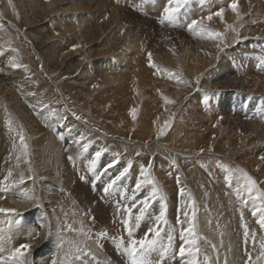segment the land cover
<instances>
[{
  "label": "bare ground",
  "instance_id": "bare-ground-1",
  "mask_svg": "<svg viewBox=\"0 0 264 264\" xmlns=\"http://www.w3.org/2000/svg\"><path fill=\"white\" fill-rule=\"evenodd\" d=\"M28 1L30 2L28 3ZM28 1H26L28 3L26 6L32 7L35 3L36 6L39 4L36 0ZM83 1L88 2V0ZM94 1L99 7L94 11L97 14V16L95 15L98 17L97 19L103 18L106 13H109L110 17H115L116 13L121 15L119 10L110 9L108 3L103 5L105 0ZM210 1L212 4L219 5L224 0ZM240 1L241 7L237 6L235 11L231 7L235 3L234 0L231 1L232 3L230 1L227 3L230 8L228 10L224 8L227 7L224 2L225 10L221 7L223 9L221 16L217 15L212 18L213 22L207 21V23L212 22L211 25L210 23L206 24L203 19L205 24L203 22L202 24L205 25L206 31L204 34L209 37L208 33L218 32L221 36L214 39L208 38L209 40L204 43L201 56L197 53V49L202 48V41L197 40L196 45H193L194 43H189V39H186L185 36L174 38V41L178 42L177 55L163 49L164 46L162 47L164 51L163 53L162 50L159 52L161 62L157 63L159 64L157 67L167 68L170 71L167 76L170 75L171 79L164 74L168 80H164L166 77L163 75L164 78L157 81L161 79L158 78L161 74L156 72L159 76L155 77L158 79L152 76L151 72L149 74L148 70L144 69L145 66L142 65V58L139 57L138 52L135 56L117 57V61L122 65L121 70L119 72L114 71L115 69L110 70L111 74L107 73L111 75L110 78L106 76L108 79L106 83L100 84L101 87L97 85L94 77L103 80L106 71L102 70V73L96 71L91 75L90 72L80 68L81 64L89 66L83 63L86 60H80L76 71L84 80V84H81L82 79L80 82H78L79 80L71 81L70 86L67 82L68 85L65 84L63 87L64 89L68 88L63 95L66 98L58 102L53 98V95H49V92L54 94L56 86L58 88L59 85H63V81H66L63 74L68 78L73 75L71 70L73 63L65 62L66 58H63L62 62H59L60 64L54 65L56 71L61 70L62 67L65 71L56 75L60 74L63 77L61 80L58 78L53 81V88L49 87L44 79L38 82L39 78H28L27 76L30 85L34 82L39 85L34 89L33 97L29 100L31 105H39L38 109L34 110L37 120L44 119L46 113L43 110L46 109L48 112L51 110L50 108L55 111L58 109L60 115H57V118L65 126L70 122L75 127V132L80 128L89 134L91 142L85 145H82L77 139H70L67 134L64 135L62 132L53 137L50 135L52 142L50 139L48 142H51V146L44 145L42 149H38V140L34 144L30 142V145L28 144L30 147L27 146V148L30 149L29 154L32 156L28 158L27 148L24 147L26 143L24 141L21 143L20 140V136L25 132V125L29 123L31 130L28 132V136L32 139L42 135V130L45 128L38 127L35 121L29 118L11 89L7 88L5 84L1 86L0 208L15 209L19 215L0 212V264H21V261L23 264H53V261H56V264H87L83 262V257L93 258V260L89 258L92 261L91 263L89 261V264H114L111 262V258L115 260V264L116 261L123 264L127 256L125 249L131 246L132 241L144 239L146 235L149 239L153 238L154 234L149 233L150 228H158L160 235L155 237V243L145 252L142 258L144 264H187L193 257L188 252L190 246L186 243V239L192 238L196 240L193 250L199 249L195 255L197 264H264V257L260 255L264 251L260 248L261 241H264V228H261L258 223L261 215H264V204L257 198L255 191L252 193L247 191L243 177V173H247L256 181V187L264 192V117L262 115L264 111H258V115L262 117L254 116L252 109L257 104H254L247 95L245 98L236 95L235 102L225 95L217 96L215 91L216 96H214L215 98L210 97L209 106L204 104L206 97L200 99V102L202 101L204 104H201L204 106V111L201 108L195 109L194 105L190 103L191 97L185 99L187 104L183 105L185 97L192 91L191 96L194 95V89L198 83H200L198 90H210L209 87L212 86V89L215 86L217 91L219 88L226 89L235 86H242L244 90L250 89L252 84L235 79L234 71L230 70V73H224V69L217 68L222 72V75H218V70L217 76L215 75L216 68L213 69L212 66L217 61L216 57L219 51L225 47L223 50L226 52V46L230 47V58L227 59L233 61L228 62L233 64L236 70H245H238L243 73H238L235 70L237 77L255 74L250 70L247 71L248 63L255 70L261 67L260 72L264 73V23L259 24V22H255V19V25L250 26L251 20L244 18L245 13H242V7L246 10L250 9L252 6H256V1ZM18 2L19 0L16 1L17 4ZM21 3L23 4V2ZM65 3L64 0H50L45 4H40L38 14L34 12L27 18L24 16L25 13L23 14L22 18L26 20L22 25L32 27L29 28L30 30L28 29L30 34L35 32V27L43 28V32H46L42 23L55 12L57 5H63L64 8L56 9L55 17L60 11L67 12L70 6L64 5ZM3 4V8L0 9L1 26L3 25L1 17L5 15L4 11L7 6L6 2ZM79 5L72 7L76 9L77 13L81 6ZM164 5L162 6L165 7ZM258 8L256 11H259ZM251 9L245 16L249 17L252 14ZM19 11H23L22 8ZM203 14L206 15V13ZM213 15L215 16V13ZM55 17V24H59L60 20H56ZM200 17L198 18L200 19ZM115 20L111 19L102 24L97 33L90 29V25L94 26L95 22L87 27L83 26L82 33L84 35L78 30L80 24L67 25L68 32L78 33L85 40L77 42L73 54L80 53L90 43H94L97 48V50L94 49L97 51V64L94 63V67H98L104 58L110 60L115 53L120 55L119 46L123 41H128L131 35H134L135 27H131L120 36L121 31L115 33L110 29ZM243 22L249 25L248 32H239L240 24ZM202 24L199 28L196 26V32H200ZM17 28L19 30H16L21 33L19 26ZM21 30L25 29L21 28ZM189 32L191 33V31ZM189 32L188 34H190ZM252 36L254 37L251 43L243 45L244 40L251 39ZM45 41L48 40L45 39ZM45 41L42 40V43L45 44ZM24 42L20 37V44L14 45L21 48ZM208 42H211V45L207 44ZM164 43L167 45V42ZM1 45L3 44L1 43ZM36 47L39 49L37 55L43 60L45 47L40 45ZM24 49L32 57L26 46ZM94 50L92 48L93 53ZM223 50L221 51L223 52ZM8 56L15 62L16 55L10 52ZM223 56L222 58L225 57ZM80 57H82V53ZM83 57L85 59L86 56ZM124 67L129 70L137 68L130 92H128L129 88L126 84L128 72L124 74ZM225 68L227 69V67ZM32 70L33 73L39 71L37 67ZM21 71H24L23 67H21ZM164 72L166 71L164 70ZM151 77L157 80H152ZM208 77L213 79L211 86L208 85ZM223 80L225 81L222 83ZM73 86L76 88L75 93L81 99L76 98L75 94H71ZM109 90H112L111 93H114V97L113 94L110 95ZM97 93L102 94L103 97L95 96ZM195 93L197 94L196 90ZM203 93L201 92L200 95ZM207 94L209 93L206 92ZM262 94L264 95V91ZM70 98L72 102L69 100ZM239 99L241 100L239 101ZM168 100L173 102L168 103ZM83 101L88 102L89 104H86L90 106L88 115H85L86 118L84 117L85 106L79 103ZM244 102L248 107L246 113L241 110ZM70 103H73V109L77 112L76 116L79 117L77 122L74 121L76 120L75 116L69 119V110L66 104ZM238 106L239 111H237ZM224 107L226 109L230 107L228 110L230 115H227L229 113H226L227 110H223ZM259 109H262V106H259ZM133 110L135 111L133 112ZM103 123L108 124L109 126H107L113 132L102 127ZM75 132L74 137L78 135ZM99 132L112 139H127L129 137L137 143H144L145 141L138 140L145 138L149 143L148 146L153 143L160 144L158 147L162 146L160 147L162 151L158 152L159 155L149 151L148 154L152 157L146 158L147 160L141 158L129 160L130 157L118 158L115 157L117 153L115 149L109 150L99 144L98 136H101ZM64 142L70 143L67 150H64ZM100 151L109 159L116 158V165H111L108 159H100V155L97 157L96 153ZM200 153L214 154L213 164L199 160L200 157L205 156ZM48 156H52V159L46 160ZM69 156L73 159L69 160ZM125 169H128L127 172L124 171ZM44 171L49 176L57 175L59 178L46 182L43 178ZM9 172L12 173L11 176H9ZM121 173L124 174L121 176ZM21 174L24 176L22 184L18 183ZM81 176L84 177L83 180ZM118 176L120 179L117 180ZM6 177L7 179H5ZM113 181L115 182L113 183ZM133 184H139L140 187L136 189ZM109 185L111 186L109 187ZM5 187H7V191H3ZM106 188L107 191H105ZM154 189L156 190L155 195H153ZM125 193L127 194L125 195ZM101 195L107 196V199ZM140 196L142 197L140 198ZM145 199L148 200V207L145 209L143 218L137 223L135 217L140 214L139 209L143 207L141 201ZM129 207H132L131 214L127 212ZM162 208L165 210L164 221L166 223L156 219ZM193 212L195 213L194 218ZM253 213L256 214L253 215ZM125 219H129L128 227L123 224ZM190 223L195 225V237L189 236L187 232ZM129 227L131 231H129ZM101 232L105 235H100ZM25 244L31 247L28 250L21 249L24 252L23 256L13 258L12 253L15 249ZM181 247L186 249L184 256L179 254ZM77 248L80 251H77ZM103 249L109 254L111 253L110 259H107L102 253ZM77 256L79 259L76 258ZM130 262L132 260L129 259Z\"/></svg>",
  "mask_w": 264,
  "mask_h": 264
},
{
  "label": "rangeland",
  "instance_id": "rangeland-1",
  "mask_svg": "<svg viewBox=\"0 0 264 264\" xmlns=\"http://www.w3.org/2000/svg\"><path fill=\"white\" fill-rule=\"evenodd\" d=\"M16 1L15 0H11V4H10L9 3V0H0V9L3 8V5H4L3 2H6V4H7V6L5 7V11H4L5 15H7V16L3 15V17H1V22H2L3 25L1 26V24H0V88H1L2 85L5 84V86L7 88L11 89L12 92H13V94L15 95L18 103L26 111V113L29 116V118L31 120L35 121V123L38 125V127L45 128L44 130H42V135H39V136H37V138L32 139V138H30L28 136V132L31 130L29 128V123L27 125H25V132L23 134L24 142L26 143V145L28 147H30L29 146L30 145V142H33V144H34L38 140L39 141V143H38V145H39L38 146V149H42L44 145L51 146L52 140L50 138V135H52V137H53L55 134H61L62 132L64 133V135L67 134V136L70 139H72V140L77 139L82 145H85L87 143H90L91 140L89 138V134H87L85 130H82V129L78 128V131L75 132V127L72 126L70 124V122H69V124L67 126H65L61 122V120L57 118V115H60L58 109L55 111V109L50 108L51 110L48 111L49 113L46 111V109L43 110V112H45L48 115H46L44 113L45 114L44 119L37 120V118H36V116L34 114V110L35 109H38V106L39 105H31L29 103V100L33 97L34 89L36 87H38L39 85L37 83H35V82L30 85L28 83V78L29 77L39 78V81L38 82H41L42 81L41 79H44L46 81V83L48 84V86L53 88V86H54L53 81L55 79H58V78H60L59 80H61L62 77L64 76L66 78V81L65 80L63 81V85H59L58 88L56 86V90H55L54 94H51L49 92V95H53V98L56 100V102H58V101H61L64 98H66L65 96L63 97V95H65V91L67 92V90H68L67 87H66V89L63 88L65 86V84L68 85V83H69V86H70V84L72 83L71 81L74 82V81H78L79 80L78 82H80V80L82 79L80 77V75L77 74V71H76V69L78 68V66L80 64V60H86V62H83V61L82 62L88 64L89 66H83V64H81L82 66H80V68L82 70L86 71V72L88 71V73L90 72L89 74H91V75L94 74V72L96 73V71H98L100 73H102V70H105L106 71L105 72V77L103 78V80L100 79V78H98V77H94V79L96 80L95 82H97V85L99 86L100 84L106 83V80L108 78H110V76H111V75H109V74H111L110 70L113 71L115 69L114 71L117 70V72H119L121 70V66L122 65H120L119 62L117 61V57L125 58V57H128L129 55L130 56H135L136 53L138 52L139 57L142 58V65L145 66L144 69L146 71L148 70L147 72L149 74L151 72L153 74L152 76H154V77L157 76L158 73L161 74L160 77H158L159 75L157 76L158 78H161V79H158L157 77H155V78H157L158 80L155 79L154 77H151V79L153 78L152 80H157V81L162 80V78H164L165 75L167 76L170 73V71L167 68L164 69V67L161 66V65L160 66L162 68L161 67H157V65L159 66V64H157V63L161 62L160 56H159V52H161L162 47L164 46L163 49H165L166 51H169L171 53H176V55H177V51H178V49H177L178 45L177 44H178V42H176L174 40L175 39H178L179 37L185 36L186 39H189V43H191V44L194 43L193 45H196V41L197 40H201L202 41V43H203L202 48H198L197 49L198 50L197 53L199 54V56H201L202 50H203V47H204V43L207 40H209L208 39L209 37L207 36V34H204V33H206V31L201 32V28H203L205 30V25L203 26V24H205V22H206V24H209L210 22L207 23V21L208 20L212 21V18L217 17V15L214 16L213 14L216 13V12H220V10L225 5L224 4L225 0L221 4H219V5L218 4H214V3L212 4L210 0H188V2L179 10V12L175 14L176 18H175L174 21H172V20L165 19V13L163 11L165 7H168L169 6L168 0H167V2H166V0H105L106 2L103 1V5L108 3V5L110 6V9H117V10H119L121 12V15L119 13H116L115 14V17H110V14L109 13H106L103 16V18L97 19L98 18V17H96L97 14H95L94 11L98 10L99 7L96 6V2L94 0H88V2L87 1H83V0H64V3L66 2L64 5H69L70 6V9L67 12L66 11H60L58 13V15L55 17V15H56V9H58L60 7L64 8L63 5H57L55 7V12L42 23V25L45 26L44 31H46V32H43V28H38V27L37 28L36 27L34 28L33 27L35 29V32H33V34L32 33L30 34L29 33V30L32 27L30 25H28V26L27 25L26 26L25 25H22V23L25 24L24 23V20H26V19L22 18L23 14L25 13L24 16L26 18L29 17L34 12L36 14H38L40 12L39 11V5L40 4H45V3H47L50 0H40V1L39 0H36L37 2H39V4L36 6V3H35V5L32 6V7L26 6L30 2L28 0L21 1V2H23V4L20 2V0H19V2L21 4L19 2L17 4ZM26 1H28V3ZM158 1H161V2L159 3ZM229 1L231 2L232 0L226 1L225 2L226 5H227V3H229ZM236 1L234 0V2L237 3L236 5L237 6L240 5V7H241V4L239 3L240 0H238L237 2ZM254 1H256V6H252L253 8L252 7L251 8L253 10L255 9V11H253L250 8L252 14L249 17L248 16H245V15H247V13L249 12L250 9L247 8V10H246V9H244L242 7V11H243L242 13L243 14L245 13L244 14V18L246 17V18L249 19V21L251 20V23L249 24L250 26H254L255 25V22H259V24L260 23H264V12H263V10H264V0H254ZM82 2H84V3H82ZM164 2H165V5H164ZM190 3H191V6H190ZM78 4L81 5V6L79 5L80 6L79 13L76 12V9L75 8H72L73 6H77ZM84 4H86V5H84ZM20 5H21V7H20ZM162 5H164L165 7H163ZM89 6H90V8H89ZM229 7H230V5H229ZM6 8H7V10H6ZM20 8H22L23 11H19ZM218 8H221V9L218 10ZM224 8L225 9L227 8L226 10L230 9V8H228V5H227V7H224ZM257 8H258L259 11H256ZM204 9H205V11H204ZM207 10H208V12H207ZM202 11H204V12H202ZM209 11H211V12H209ZM21 13H22V15H21ZM203 13H206V15H204ZM207 13H209V14H207ZM14 14H15V16H13ZM209 16H211V19H208ZM6 17H8L7 19H9V17H10V19L7 21ZM54 17H55L56 20H58V21L60 20V23L59 24H55ZM117 17H119V18H117ZM198 17H200V19ZM20 19H21V21H20ZM52 19H53V21H52ZM111 19H116V20H115V22H113L111 24L110 29L113 30L115 33L118 32V31H121L119 33L120 36L123 35V32L126 33L129 29H131V27H135V31H133L134 32V35H131V37L129 38L128 41H123V43L119 46V50H120V53H121L120 55L117 54V53H115L114 56H111L110 60L104 58V59H102V63L98 67L97 66L94 67L95 66L94 63H96V59H97L96 58V55H97V51L96 50H97V48L94 45V43H90L91 46L89 44L87 46V48L85 47L80 53L73 54V52L75 50L74 46L77 45V42L78 41L82 42V41H85V40L82 37V35H80L78 33L68 32L67 31V25H72V24L77 25V24H80L78 26V30H79V32L81 34H83L82 31H83L84 27H87L88 25H90L92 23L94 24V22L96 20L94 26L90 25V29L91 30L93 29V31L95 33H97L99 27L102 24L107 23V21H109ZM203 19H204L205 22L203 21ZM255 19H256V21L254 22ZM193 20H196V21L199 22L197 25L194 26L195 31L189 29V27H188L190 24H192V21ZM11 21H13L15 23L13 24V22H11ZM169 21H170L171 24L168 23ZM249 21H248V23H249ZM202 22H203V24H202ZM16 23H18V24H16ZM143 23H148V24H143ZM211 23H210V25H211ZM183 24H185L186 26L183 25ZM201 24H202L203 27L202 26L200 27V32H198V31L196 32V26L199 28V26ZM17 25L19 26L21 33H19V31L16 30V29H18L17 28L18 27ZM210 25H209V27H210ZM249 25H246L244 22L241 23L240 24V28H239L240 29L239 32H241V33H245L246 31L248 32L249 31V27H248ZM21 28H23L25 30L23 31V30H21ZM54 28H56V29H54ZM241 28H243V29H241ZM176 31L179 32V33H177ZM189 31H191L192 34ZM25 32L29 33L30 36H28L29 34H27ZM188 32L190 34H188ZM193 32L195 33V35H194ZM24 33H25V35H24ZM171 33H173V34L171 35ZM198 33H200L201 35L198 34ZM176 34H177V36H176ZM15 35L19 36L18 37L19 39L16 38ZM13 36H15L14 39H13ZM56 36H58V37H56ZM193 36H195V37H193ZM20 37L22 38L23 42L25 41L24 44H23V46L21 48L15 46V45H19L20 44ZM32 37H34V38H32ZM253 37L254 36H252L251 39H245L243 45H249L251 43ZM26 38H27V40H26ZM37 38L38 39L40 38L41 40H38ZM202 38H204V39H202ZM45 39H47L48 41H45ZM52 39H54L55 41L52 40ZM42 40L45 41V44L42 43ZM134 40H135V42L133 43ZM33 41H34V43H33ZM162 41L167 42V45H166V43L163 42L158 47V45ZM14 42H16V43H14ZM1 43L3 45H1ZM9 44L10 45L12 44V45L10 46ZM28 44H30V45H28ZM207 44L211 45V42L210 43L208 42ZM39 45L41 47H43V48L45 47L44 48L45 57H44L43 60L37 55L39 49L36 46H39ZM24 46H26L29 49V51L32 54V57L29 54H27L26 51H24L25 50L24 49ZM54 47H55V49H54ZM92 48H93V50L96 48V50H94L95 51L94 53L92 51ZM224 48H222L221 50H223ZM226 49H227L226 52H225V50H223V52H225V53H223L220 50L219 53H218L219 55L217 54V57H216L217 61H216L215 65H213L214 67L212 66L213 69L216 68L215 69V71H216L215 72V75L217 76L218 71H219V74L218 75H222V72H220V70H219L220 68L222 70L224 69L223 70L224 73H227V72L230 73L229 72L230 70L231 71H234L235 72V77H234L235 79L241 80V81H243L245 83L249 82V83L252 84V86L250 87V89L244 90L242 86H235V87L226 88V89H224V88L223 89H220L219 88L218 91H217V89H215V86H214V89H212V87H213L212 86V87H209V88L212 89V90L210 89L211 91L209 89L198 90L197 88L200 85V83H198L197 87L194 89V95L191 96L193 94V91H192L191 92L192 94L191 93L189 94L190 96L188 95L187 97H185L183 99V105L187 104V102L185 101V99L191 97L190 103L192 105H194L195 109L201 108L202 111H204L203 110V107H204L203 105L206 104L207 106H209L210 105L209 99L215 98L214 96H216V94H218L217 96H224L225 95V97H227L228 99H232V101H235V98L234 97L236 95H239V96L241 95V98H245V97L248 96L252 100V102L254 104H257L252 109V111L254 113V116L262 117L261 115H258V111L259 110L260 111H262V110L264 111V108H263L264 95L262 94L263 91H264V89H261V87H264V73L263 72H260L261 67H259V68H257L255 70L248 63L247 64V71L250 70V71H252V73H255V74H249L247 77H237L236 74H237L238 70H240V71H245V70H242V69H237L236 70L234 68L233 64L229 63V62H233L232 60L227 59V58H230V55H229L230 54V47L229 46H226ZM163 51L164 50H162V53H163ZM10 52H12L14 55H16L15 56V62L8 56V53H10ZM126 52L128 54H125ZM81 53H82V57H80L81 56ZM165 53H167V52H165ZM149 54H151V61L149 60ZM223 54H224V56L226 58L223 56ZM17 55H19L21 58L19 56H18L19 57L18 58ZM221 55L225 59L222 58ZM83 56H86L85 59H84ZM25 57L26 58L27 57H30L31 59L30 58H27L28 59L27 60ZM139 57H137V58H139ZM220 57H221V59H220ZM63 58H66V61L65 62H70L71 64L73 63L72 64V68H71V70L73 72V75L71 74L72 76L69 77L70 80H69V78L65 74H63V76L60 75V74H59V76H56V75H58L59 72L64 73V71H65L63 69V67L59 71H56V69L54 68V65L55 64H57V65L60 64L62 62ZM106 60L108 62L107 64H106ZM219 60H221V61H219ZM26 61H28V62H26ZM144 61H145V63H144ZM218 61L221 62V64H218L219 63ZM150 62H152V63H150ZM33 63H35V64H33ZM36 63H37V66H36ZM132 63H133V61H132ZM228 63H229V65H228ZM13 64H16L18 66L17 67H12ZM224 64L225 65L227 64V65L225 66ZM151 65H155L156 67H152ZM224 66L227 67L228 71H227V69ZM21 67L24 68V71L23 72L21 71ZM35 67H37V70L39 69V71L36 72V73H33V70L32 69L35 68ZM217 68H219V69H217ZM164 70L166 72H164ZM159 71L160 72L162 71L163 73H160ZM126 72H128V75L126 77V79H127V83L126 84H127V88H129L128 92H130V89H131V87H132V85L134 83L133 81H135V75H136L135 72H137V68H133V69L129 70L126 67L124 74ZM156 72H158V73H156ZM107 73H109V74H107ZM238 73H243V72H238ZM27 76H28V78H27ZM95 76H97V74H95ZM106 76L108 78H106ZM224 76L226 78V75H224ZM167 77L164 80H168ZM170 77L171 76L169 75L168 78H170ZM82 80H81V82H82L81 84H84L83 83L84 80L83 81ZM207 81H208V85L211 86V84L213 82V79H211V78L208 77ZM224 81L225 80H223L222 83ZM100 87H101V85H100ZM45 88L47 89L48 87L46 86ZM72 90L73 91L71 92V94L73 93V95L75 94V97L76 98L78 97V98L81 99V97L78 94L75 93V90H76L75 86L72 87ZM195 90L197 91V94H199V95H197L195 93ZM98 91L100 92L101 91V88ZM111 91L112 90H109L108 92L110 93V95L113 94V97H114V93H111ZM214 91L217 92V93L215 94ZM201 92L202 93L204 92V93L202 95H200ZM206 92H208L209 94L206 95ZM98 95L102 96V94H100V93L95 94V96H98ZM0 96H2V95L0 94ZM204 97H206V98H204ZM203 98L205 99V103L204 104H203L202 101H201L202 103L200 102V99H203ZM100 99H102V98H100ZM69 100L72 102L71 98ZM240 100L241 99H239V101ZM79 103L82 106H85L86 113L84 114V117L86 118L85 115H88V112L90 111L89 110L90 109V106L87 105L86 103H88V102H85V101L79 102ZM201 104H203V105H201ZM259 106H262V109H259ZM66 107L69 110V119L75 116L76 117V120H74V121H76V122L79 121V119H78L79 117L76 116L77 112L73 109V103L66 104ZM257 108H258V110H257ZM229 109H230V107L227 108V109L225 107L223 108V110H225V111L227 110L226 113L229 112L227 115H230V111H228ZM247 109H248L247 104L244 102L243 106L241 107V110H242L243 113H246ZM237 111H239V106H238V110ZM245 115H247V114H245ZM262 115L264 117V112H263ZM53 117H54V119H53ZM26 118H28V117H26ZM50 118H51V120H50ZM172 122H173V119H172V121H170V125L171 126H172ZM107 125L108 124H106V123L101 124L102 127H105L110 132H113V130L110 127H108L109 125L108 126ZM46 132L49 133V134H47ZM74 132H75V134H78L75 137H74ZM99 133L101 134V136L100 135L98 136L100 139L97 137L98 138V141H99V144H101L105 148H108L109 150L115 149L117 151L115 157H118V158H123V157H128L129 158L130 157L129 160H132L134 158H141V159L147 160L146 158H151L152 157L151 155L148 154L149 151L152 154H156L157 153V155H159L158 152H161L162 151V149L160 148L162 146L158 147L160 144L153 143V145L151 144V146H148L149 143L147 142V139H145V138H143V140H138V141H145L144 143H137L133 139H129V137L127 139H112L110 137L105 136L104 134L102 135L101 132H99ZM94 134L97 135L96 133H94ZM49 139L51 140V142H48ZM0 144H1V141H0ZM41 144H42V146H41ZM69 144L70 143H66V142L63 143V147L65 146L64 147L65 148L64 150H67V147L69 146ZM116 146H118V147H116ZM26 151H28V152H26L27 153L26 154L27 157L28 158L31 157L32 155L29 154L30 153V149L27 148ZM99 153H100V156H99L100 159H108V160H110L109 162H110L111 165H116V160H117L116 158L109 159V157L108 156L106 157L103 152L100 151ZM120 154H121V156H120ZM201 154L202 155L205 154V156L200 157L199 160H201V161H208L209 164H213V160H214V156L213 155L214 154H212V153H200V155ZM206 156H207V158H206ZM50 159H52V156H48L46 158V160H50ZM43 178L46 180V182H48V180H53V179H54V181L57 180L59 178V176H57V175L49 176L47 174V172L44 171ZM133 185L136 186V189H138L137 188V184H133ZM155 188L157 189L156 186H155ZM144 191H145V189H144ZM126 194L127 193H125V195ZM101 197H103L104 199H107V196L105 197V195H101ZM141 197L142 196H140V198ZM111 239L116 240L114 237H111ZM102 253L105 255V257L107 259H110L112 257L110 255L111 253L109 254L108 251H106L104 249L102 250ZM84 256H86V255H84ZM108 256H109V258H108ZM89 258L87 257V259H86V257H83V259H84L83 262L89 264V261H90V263H91L92 261L89 260ZM128 258L130 259V261L132 260V257L127 252V256H126V259H125L126 260L125 261L126 263L124 262L125 264H128L129 263V259ZM90 259L93 260V258H90ZM111 260H112L111 262H114V264H115V260H113V258H111ZM117 263L120 264L118 261H116V264ZM131 263L132 262H130L129 264H131Z\"/></svg>",
  "mask_w": 264,
  "mask_h": 264
},
{
  "label": "snow or ice",
  "instance_id": "snow-or-ice-1",
  "mask_svg": "<svg viewBox=\"0 0 264 264\" xmlns=\"http://www.w3.org/2000/svg\"><path fill=\"white\" fill-rule=\"evenodd\" d=\"M188 2V0H168V4L169 6L168 7H165L164 8V13H165V19H168V20H172L174 21L176 16L175 14L179 12V10ZM9 3L11 4V0H9ZM233 11L236 10V7L237 5L235 3H233L231 5ZM222 9L220 10V12H217L215 13V15H218V16H221L222 14ZM208 19H211V16L208 17ZM199 22L196 21V20H193L192 21V24H190L188 27L189 29L191 30H195L194 29V26L197 25ZM205 31L203 28H201V32ZM233 31H235V29H233ZM209 35V38H216V37H219L221 36L220 33H208ZM149 60L151 61V54H149ZM18 65L16 64H13L12 67H17ZM152 67H155V65H151ZM167 100V98H165ZM168 103H172L173 101H170L168 100L167 101ZM135 110H133L134 112ZM163 134V133H161ZM20 140H21V143H23L24 141V137L23 135L20 136ZM25 149L27 148V145L25 144L24 145ZM97 157L100 155V153H96ZM73 158L71 156H69V160H72ZM95 163V162H93ZM128 169H125L124 171L127 172ZM239 171H243V170H239ZM124 173H121V176L123 175ZM12 173L9 172V176H11ZM243 177H244V180H245V184H246V187H247V191L249 193H252L253 191H255L257 193V198L261 200V203L264 204V192H261L257 187H256V181H254L252 179L251 176H248L247 173H243ZM7 179V177L5 178ZM81 179L83 180L84 177L81 176ZM117 180L120 179V177L118 176L116 178ZM115 181H113L114 183ZM151 182V181H149ZM18 183H24V176L23 174H21L20 178H19V181ZM111 185H109L110 187ZM140 185L137 184V188H139ZM3 191H7V187H5L3 189ZM105 191H107V188L105 189ZM155 189L153 190V195H155ZM181 195H183V192H181ZM141 203L143 204V207H141L139 209V212L140 214L137 215L135 217V220L137 223H139V221L143 218V215H144V212H145V209H147L148 207V200L145 199L144 201H141ZM134 206V205H133ZM0 212L2 213H14L16 215H19V213L16 212L15 209H6V208H0ZM127 212L129 214H131L132 212V207H129L127 209ZM256 213H253V215H255ZM164 217H165V210L164 208H162L159 216L156 218L158 221H164ZM195 217V213L193 212V218ZM18 222V221H17ZM166 223V221H164ZM258 223L260 224L261 228H264V215H261L260 217V220L258 221ZM123 224L124 226L128 227L129 226V219H125L123 220ZM194 228H195V225L190 223L189 224V227L187 229V232L189 234V236L191 237H195V231H194ZM129 231H131V228L129 227ZM149 233H153V238L152 239H149L148 236L146 235L144 239H141L139 241H132L131 243V246L129 248H126L125 251L129 253V255L132 257V264H144V261L141 259L145 252L147 251L148 248H150L154 243H155V237H158L160 235V231L158 228H150L149 229ZM247 234V233H246ZM100 235H105V233L101 232ZM183 235V233H182ZM186 243L190 246L188 248V252L190 253V255L193 257L191 260H189L187 262V264H197V261L195 259V255L196 253L199 251L198 248H196L195 250L194 249V246L196 244V240L194 238L192 239H186ZM139 245V246H137ZM31 246L28 245V244H25V245H21L19 248L15 249V251L12 253V256L13 258H16L18 256H23L24 255V252L21 251V249H24V250H28ZM260 248L262 250H264V241H261L260 243ZM77 251H80L79 248H77ZM185 251L186 249L184 247H181L180 248V251H179V254L180 256H184L185 255ZM262 257H264V251L261 252L260 254ZM77 259H79V257L77 256L76 257ZM249 259H251V257H249ZM21 264H23V261H21ZM53 264H56V261H53Z\"/></svg>",
  "mask_w": 264,
  "mask_h": 264
}]
</instances>
